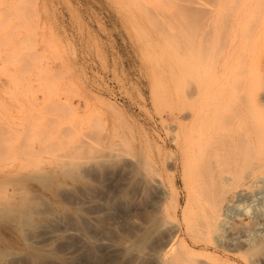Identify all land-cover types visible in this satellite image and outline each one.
I'll return each mask as SVG.
<instances>
[{"label": "rangeland", "instance_id": "1", "mask_svg": "<svg viewBox=\"0 0 264 264\" xmlns=\"http://www.w3.org/2000/svg\"><path fill=\"white\" fill-rule=\"evenodd\" d=\"M252 1L0 0V175L15 173L0 185V264H163L168 233L153 223L167 219L179 226L174 253L264 264V153L223 169L254 195L225 210L220 230L193 237L173 142L200 87L224 91L226 117L259 107L264 119L260 43L228 54Z\"/></svg>", "mask_w": 264, "mask_h": 264}, {"label": "bare ground", "instance_id": "2", "mask_svg": "<svg viewBox=\"0 0 264 264\" xmlns=\"http://www.w3.org/2000/svg\"><path fill=\"white\" fill-rule=\"evenodd\" d=\"M253 1H255V0H253ZM256 1L253 3H250V4H254V3H256ZM248 6H250V5L248 4ZM248 6L246 8H248ZM249 8L247 9L246 14H244L245 13L244 12L243 15H241L242 16L241 18L238 17L239 21L241 20V22H240L241 25H240V28L238 29V31L235 32V37L237 39V42H236V40L234 41V39L231 41V44H230L229 50H228L229 51L228 54L231 55L232 54L231 52H234L235 50H237V47H239V46H241V47L244 46L245 51H247V48L252 47L253 44L258 42V44L260 43L259 45H257V46H259L258 52L256 53L257 49H256V51L254 50L255 52H252L253 51L252 50V51H250V56H251V52L254 55H256V62L255 63H258V68H261L264 66V0H263V2H262V0L260 2H257L255 6L252 5ZM236 21H238V20H236ZM242 44H243V46H242ZM241 47H239V48L241 49ZM255 48H257V47H255ZM249 50H251V48ZM249 50L247 51L248 53H244V54H246L245 56H249ZM245 51H243V52H245ZM243 52H241V53H243ZM234 54H236V51ZM254 55H252V57H254ZM239 56L244 57L241 55H239ZM229 57H232V55ZM247 58H250V57H247ZM245 59H246V57H245ZM242 60H244V59L242 58ZM239 61H241V58L239 59ZM253 61H255V59ZM253 61H251V62L254 63ZM242 62L243 61L240 62L241 67H240V63L236 64L237 67L238 66L240 67L239 71H241V73L243 71L242 66L246 65V64H243ZM251 62H248V63L250 64ZM244 63H246V62H244ZM239 67L237 69H239ZM250 67H252V66H250ZM236 68H234V69H236ZM252 68H255V67L253 66ZM252 68L251 69L249 68L248 72L250 70H252ZM231 69H233V68H231ZM237 69L235 70V72L237 71ZM245 70H247V68ZM245 70H244V72H246ZM244 72H243V74H244ZM253 72L254 71H252V74H253ZM234 74H236V73H234ZM262 74H260V75H262ZM238 75H240V73ZM244 75H246V74H244ZM257 75L258 74L256 73L255 76H257ZM253 78H254V75H253ZM257 78L260 79L259 76ZM241 79L243 80V78H241ZM241 79L237 78V80H240L239 82H242ZM255 79H256V77H255ZM235 80H236V78H235ZM247 80H248V78L246 79V81ZM243 82H245V79ZM246 83L247 82H245V84L243 83V85H246ZM248 83H250V81ZM262 84H263V82H262ZM247 85L250 86L251 84L250 85L247 84ZM232 87H233V85H232ZM237 87L235 88V86H234L233 89L238 90ZM243 88H244V86H243ZM239 89H240V87H239ZM240 91H241V89H240ZM262 91H264V90L261 89L260 92H262ZM208 92H209V89L200 87V89L195 93V95L193 97L195 106L193 108L191 106L192 109L189 108L191 110H184V108L180 109V110H182L181 111L182 113L179 110L180 114L179 115L177 114L176 117L179 121V128L181 129L179 131H181V133H180L181 136L179 137L177 135L176 140L173 141L176 144H178L177 150L179 151V154H180V156L179 155L178 156L181 159L182 165L184 167V170H185V173H186V176L188 178L189 185H190V202H191L190 211H191V215L187 219V225H186L187 228L186 229L188 230V232L191 233V235L193 237H195L197 234L201 233V231H204V230H206V231H218V230H220V228L222 226L227 225L226 217L228 216V213L225 210L230 209V207L232 206V204L234 203L235 200L239 199L238 201H240L241 199H249V198H252L254 195V188L252 189L251 186H244L242 184H239V183H241V181L232 185V183L229 181L230 178L228 176L222 175V173L224 171L223 169L225 167H227L228 165H233V164L235 165V168H236V165L241 164V162L245 163V161H248V160H249L248 162H250L252 159H254V157H256V155L257 156L259 155V153H258L259 151H262L264 153V119H263V117H261V114L257 110V109H259V107H257V109H256L257 112L245 111V110L241 111V109L238 111H234L235 109L233 108L234 110L232 109L233 111L230 113V115L228 117H226L222 113L224 109L222 110V112L220 109L224 103V93H223L224 91L221 92V94L219 96H217V97L215 96L214 98L211 97V95L209 96L208 94L210 92L209 93ZM237 92H239V91H237ZM219 93H220V91H219ZM231 94H232V92H231ZM233 95L234 94H232V96ZM235 96H237V95H235ZM259 97H260V102H261L262 106H264V92H262ZM259 97H257L258 98V99H256L257 101L259 100ZM55 100H57V99H55ZM232 100H233V98H232ZM245 100H248V98ZM254 100L255 99L253 98V100H252L253 104L255 102H257L256 100L254 102ZM226 101H227V99H226ZM240 101H241V99H240ZM62 102H65V100L61 101V103ZM67 102H69V100ZM243 102L241 101V104H243ZM249 102H251V101H248V103H247L248 105H249ZM65 103H64L65 107H68L69 106L68 103H67L68 106ZM247 104L245 106H247ZM258 104H259V101H258L257 105ZM243 105L241 107H244ZM250 105H252V104H250ZM54 107L56 109V105H54ZM248 107H247V109H248ZM51 108H53V106H51ZM262 109H263V107H262ZM63 110H64V108L62 109V111ZM66 110L68 111L67 108H66ZM67 111L64 113H67ZM51 115H50V117H51ZM53 115H52V117H53ZM58 117H59V114H58ZM61 118H64V117L61 116ZM238 119L240 121L243 120L244 123L241 124L237 121L236 122L237 124H236L234 121H236ZM177 127H178V125H177ZM174 136L175 135L173 134L172 138ZM169 137H171V136H169ZM178 137H179V139H178ZM42 147L41 148L38 147V148L41 150ZM176 147H177V145H176ZM34 149H36V148H34ZM39 149H38V151H39ZM43 149H45V147ZM30 152L32 153V151H30ZM33 152H36V150ZM39 152L42 153V151H39ZM260 154H261V152H260ZM176 157H177V155H176ZM256 159H257V157H256ZM254 161H256V160L254 159ZM61 162H63V161H61ZM252 163H255V162H252ZM59 164L61 165V163H59ZM65 164L67 165V163H65ZM68 165H67V167H68ZM150 166H149V168H150ZM52 168H54V165ZM52 168H46L45 166H44V168L43 167L39 168L37 165V168H35L34 170L36 173H41L40 175H43L44 172L49 173V175H50V169H52ZM260 169H262V168H260ZM56 170L57 169H55L54 171H56ZM257 171H259V170H257ZM257 171H255V172L257 173ZM149 172H147V173H149ZM51 174L53 175V173H51ZM14 175H15V173L12 171L2 173V175H0V185L5 183L6 181L9 182L13 178ZM257 175H259V174H257ZM44 176H46V175L44 174ZM44 176H41V177H44ZM24 179H26V178H24ZM150 179H152V178H150ZM227 182H228V185L230 183V185H232V186H230V185L227 186L226 185ZM160 191H161L160 196L162 199L167 197L168 192L165 188H162V190H160ZM156 200H158V199H156ZM0 205H1V202H0ZM3 208H2V210H3ZM4 210H5V208H4ZM6 212H4V213H6ZM153 226L159 227L168 233L167 237L165 239H163V240H165L164 244H163L164 252L162 254H160V256H159L160 259L162 260V262L164 260L163 264H204L203 260H202V263H199L197 261H200V260H196V259L193 260L194 258L189 259L187 257L179 255L178 253H174V250H173L174 247L173 246L176 244V243L174 244V241L176 240V238L178 236V232H179V226H178L176 221L167 219V221L165 220V222H160L158 220V221H154ZM156 239H159V238H156ZM159 246H160V244H159ZM175 247H176V245H175ZM186 255H188V254H186ZM156 260H158V259H156ZM158 263H160V262L158 261ZM208 263H210V262L205 261V264H208Z\"/></svg>", "mask_w": 264, "mask_h": 264}]
</instances>
